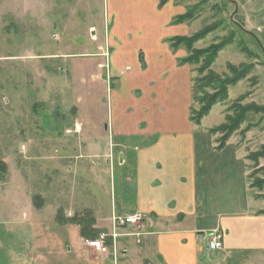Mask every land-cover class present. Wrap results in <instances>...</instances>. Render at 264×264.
<instances>
[{"label":"rangeland","instance_id":"rangeland-1","mask_svg":"<svg viewBox=\"0 0 264 264\" xmlns=\"http://www.w3.org/2000/svg\"><path fill=\"white\" fill-rule=\"evenodd\" d=\"M177 2L192 11L191 35L214 28L194 48L226 43L211 66L215 74L232 80L249 68L196 125V155H248L249 178H240L237 166L199 175V203L212 223L211 215L243 212L246 199L254 208L252 194L264 201V157L249 156L264 147V0ZM105 9L106 0H0V264H121L91 260L71 221L91 229L95 213L103 226L113 207L130 213L136 205L128 181L135 165L119 163L120 155H138L140 142L128 139L122 149L106 131L114 84ZM202 61L192 65L193 94L207 74L199 72ZM239 99L251 110L219 149L223 133L210 130L226 122ZM192 108L200 109L194 99ZM247 180L252 189L245 192ZM96 230L97 238L109 234ZM91 235L86 242L96 239ZM211 235L200 234L204 245Z\"/></svg>","mask_w":264,"mask_h":264},{"label":"crops","instance_id":"crops-1","mask_svg":"<svg viewBox=\"0 0 264 264\" xmlns=\"http://www.w3.org/2000/svg\"><path fill=\"white\" fill-rule=\"evenodd\" d=\"M186 12V6L177 0H106L104 39L109 51L108 80L114 84L109 89L111 115L106 131L122 149L128 147V139H137L140 146H136L138 155H120L119 163L135 165V177L128 178L136 202L133 212L119 213L113 207L109 224L103 226L95 213L92 228H85V235L81 223L73 220L78 224L74 231L83 238L91 260L100 258L106 263L114 258L121 264H264L262 199L252 194L254 208L248 210L246 199L243 212L211 215L212 223L207 222L209 212L201 210L199 175L205 177L220 167L236 166L240 178L250 175L248 155H196L197 124L191 118L193 67L179 63L188 53L184 48L174 50L170 43L172 38L192 34L189 21L174 22ZM243 188L245 192L252 189L249 180ZM258 200L262 205H257ZM115 214H140L142 221L117 229L113 238ZM102 227L109 232L108 253L86 242L91 232ZM203 231L219 232L222 249H210V238L204 245L200 237Z\"/></svg>","mask_w":264,"mask_h":264},{"label":"trees","instance_id":"trees-1","mask_svg":"<svg viewBox=\"0 0 264 264\" xmlns=\"http://www.w3.org/2000/svg\"><path fill=\"white\" fill-rule=\"evenodd\" d=\"M164 2L165 0H161ZM192 18V11L189 10L185 14L178 16L174 22L175 23H182L191 20ZM212 27L205 28L201 32L195 33L193 35L189 36H179L170 39L171 46L174 50L178 49L181 46H185L190 54L182 59L179 60L180 64H191L194 65L202 59V64L199 69L200 73L206 72V76L201 77L200 79L196 80V89H194L193 99L194 102L197 101L200 104L199 111L195 114L192 113L191 118L192 121L200 125L202 119L207 116L213 106L220 102H224L228 98V87L230 85L235 84L240 78L245 76V73L249 70L243 69L242 73L239 74L238 78L235 79H222L219 75L215 74L211 66L215 63L217 60L220 52L225 48L226 43L222 42L217 45L208 46L206 48H194V44L200 41L207 33L211 32L213 29ZM230 70L235 74L237 73L236 67L233 65L229 66ZM208 88L212 89V93L207 92L206 90ZM243 99L237 100V102H234L232 106L230 107V110L233 111V113H228L226 117V122L222 123L219 126H216L210 130L211 133H223V137L219 141L218 148L222 149L226 145L227 141L229 140L230 136L239 129V127L242 125L243 122H245L246 114L251 110V107H246L241 105V101ZM259 112L262 111L261 109L258 110ZM192 112H194V109L192 108ZM251 156H259L264 157V147L262 148V151L259 153V155H249ZM3 165L2 160L0 159V168ZM259 184L262 186L264 184V181H260ZM77 220V217H72L71 221ZM79 220V219H78ZM82 228V233L85 235L84 229ZM90 236V235H89ZM92 238H97V235H91Z\"/></svg>","mask_w":264,"mask_h":264},{"label":"built area","instance_id":"built-area-1","mask_svg":"<svg viewBox=\"0 0 264 264\" xmlns=\"http://www.w3.org/2000/svg\"><path fill=\"white\" fill-rule=\"evenodd\" d=\"M114 232L111 234L113 238L117 236L115 232L117 229L121 227H125L127 225H136L142 221V216L140 214H131V215H117L115 214L112 217ZM108 235L102 234L96 239L87 241L89 247L97 249L101 253H108V247L106 246V240ZM222 235L219 232L212 233L208 245L212 250L222 249L223 241Z\"/></svg>","mask_w":264,"mask_h":264}]
</instances>
